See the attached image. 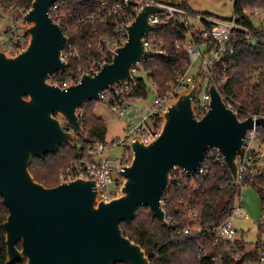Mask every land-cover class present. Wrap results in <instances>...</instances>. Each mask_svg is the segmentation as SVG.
I'll return each instance as SVG.
<instances>
[{
	"label": "water",
	"instance_id": "1",
	"mask_svg": "<svg viewBox=\"0 0 264 264\" xmlns=\"http://www.w3.org/2000/svg\"><path fill=\"white\" fill-rule=\"evenodd\" d=\"M55 1L32 0L24 15L29 36L25 50L14 56L0 50V196L8 211L2 224L6 264L21 259L24 264H150L146 251L123 234L121 222L130 223L138 207L146 206L165 225L162 199L171 171L177 167L195 172L208 148L220 151L238 184L237 153L248 129H264V117L240 120L211 83L208 110L198 118L193 109L195 82L166 106L154 140L130 141L133 155L118 171V196L97 200L92 179L44 186L30 173L31 160L56 153L83 132L77 112L83 103L98 101L100 91L118 82L133 81L131 67L145 54L141 37L148 15L159 10L145 5L109 62L61 88L47 81L68 67L60 58L66 36L48 14Z\"/></svg>",
	"mask_w": 264,
	"mask_h": 264
},
{
	"label": "built area",
	"instance_id": "2",
	"mask_svg": "<svg viewBox=\"0 0 264 264\" xmlns=\"http://www.w3.org/2000/svg\"><path fill=\"white\" fill-rule=\"evenodd\" d=\"M184 0H101L98 7L86 14L79 15L76 23L71 21L74 14L63 9L60 0L55 1L48 8V14L53 22L57 23L66 36L60 58L69 62L71 58H82L93 49L97 54L84 69L77 70V76H69L68 67L49 76L48 82L66 88L79 81L85 73L97 71L103 64L109 62L128 37L127 26L132 23L145 5L159 8L148 15V26L141 37L145 54L142 58H167L172 51L185 53L187 67L174 72L173 79L160 87L153 82L147 72L143 78L146 82L143 95L138 83L135 82V73L140 69L142 60L131 67L133 81H121L113 87H108L99 93V100L109 105L120 118H123L129 108L136 107L137 111L131 115V120L126 126L125 135L118 141L98 142L88 147L86 154L73 160L59 170V182L74 178L92 179L98 190L97 200L108 201L120 194L122 177L119 170L128 165L132 159L130 141L140 138L144 143H149L158 135L162 124V112L166 106L175 101L179 93L198 82V88L193 98V109L198 118L208 110L210 95L208 86L214 82V68L217 63H223V68L230 65L229 58L235 52V41L238 36H243L257 47L264 42V33L261 28L251 29L244 24L243 17L254 20L264 15V6L256 5L245 9L243 17L224 20L206 14L194 12L183 5ZM248 10V11H247ZM28 9H18L16 6H6L0 2V24L9 20L5 30L0 32V50L9 56H14L25 50L29 42L26 33L28 23L24 15ZM165 31L169 37L165 35ZM84 49H87L86 53ZM218 90V88H217ZM223 98V97H222ZM226 103V102H225ZM227 107L234 110L232 104ZM78 112V111H77ZM79 117L81 112H78ZM253 119L263 116L251 114ZM161 120V122H160ZM243 120V119H240ZM119 143L124 150L120 159L105 155V149H113ZM213 160L224 164L222 154L217 148H208L200 167L195 172H190L175 167L171 171L170 182L181 186L194 188V183L187 179L196 173H204L207 162ZM112 165L111 162H117ZM238 184L247 175L264 174V129L253 125L244 136L243 144L237 153ZM237 184V185H238ZM111 185V187H110ZM162 205L164 202L162 199ZM196 214L195 207L188 208ZM235 215L245 216L241 202L235 203L230 216L217 225L206 229L214 245H224L228 252L227 257L233 261L242 258L243 253L236 248L239 237L234 226ZM169 221V220H168ZM171 225H173L171 223ZM199 233L201 229L184 227L177 233ZM198 258L204 254L202 244L198 246ZM226 256L213 254L209 257L211 264H224ZM264 261V250L261 252L260 264ZM151 264V263H150Z\"/></svg>",
	"mask_w": 264,
	"mask_h": 264
},
{
	"label": "trees",
	"instance_id": "3",
	"mask_svg": "<svg viewBox=\"0 0 264 264\" xmlns=\"http://www.w3.org/2000/svg\"><path fill=\"white\" fill-rule=\"evenodd\" d=\"M101 0H60L63 9L71 12V21L76 23L79 15L95 10ZM6 6H16L18 9H29L32 0H0ZM256 5L264 6V0H236L234 9L242 14L245 9ZM244 24L251 29L261 28L264 33V20L255 23L254 20L243 17ZM165 35L169 37L165 31ZM235 52L229 58L230 65L223 68L219 62L214 68V82L219 93L226 103L232 104L239 119H245L251 114L264 115V42L254 47L243 36H238L235 41ZM85 53L87 49H84ZM97 52L93 49L82 58H71L68 62L69 76H77L78 68L84 69L94 58ZM141 67L148 77L160 87L173 79L174 72L187 67L185 53L172 51L167 58H145ZM135 82L141 88V93L146 94V82L143 78L136 77ZM93 101H87L80 106L82 135H77L75 141H80L79 146L67 143L61 146L56 153H49L43 157H34L29 165V171L35 181L44 186H55L59 183L58 173L61 168L77 158L86 154L88 147L98 142H104L106 124L96 116L92 107ZM161 122V120H160ZM66 129L70 125H63ZM193 182L194 188L189 185L181 186L175 182L165 189L163 195L166 224H161L158 219L150 214L146 206L137 209L135 218L130 222H121L123 234L138 243L148 255L151 264H211L209 257L213 254L227 255L224 245H214L207 228L219 224L231 215L236 198L240 195L243 185L254 187L261 201L262 215L264 213V174L247 175L241 184H235L225 165L210 160L204 173H196L187 179ZM195 207L196 214L192 215L188 208ZM7 208L0 196V264H6V244L3 221L7 216ZM169 220V221H168ZM171 223L173 225H171ZM264 225V222H260ZM198 226L199 233L182 234L178 229ZM243 235L236 241V248L243 256L238 261H233L226 256L224 264L260 263L263 246L256 243L255 248L246 250ZM202 244L204 254L198 258V246ZM20 247V243L17 244ZM21 259L14 264H24ZM128 264V263H118Z\"/></svg>",
	"mask_w": 264,
	"mask_h": 264
},
{
	"label": "rangeland",
	"instance_id": "4",
	"mask_svg": "<svg viewBox=\"0 0 264 264\" xmlns=\"http://www.w3.org/2000/svg\"><path fill=\"white\" fill-rule=\"evenodd\" d=\"M235 1L236 0H184L183 5L186 8L200 14H206L218 19L229 20L234 16L237 19L242 17V14L235 12ZM260 20H264V15H260V17L254 19V22L258 23ZM9 23V20L3 21L0 24V32H3L5 30V27ZM139 69L140 70L135 73V76L144 77L145 72L141 65ZM92 107L94 114L103 119L106 124V135L104 142L118 141L119 139H121L125 135V129L129 121L131 120V115L137 111L135 106L129 108L126 111L124 117L120 118L109 105L101 100L93 101ZM78 112H81L80 108L78 109ZM66 123V121H63V125H65ZM80 136L87 139L85 134H80ZM75 140L70 143L72 145L75 144L80 147L82 143ZM123 150V144L119 143L113 149L106 148L105 155L108 157L120 159L123 154ZM117 163L118 161L111 162V164L114 166L117 165ZM113 176L121 178V176H117L116 173H113ZM238 202L242 203V206L247 215H235L233 217V223L240 234L243 235L244 240L247 242L245 244L246 250L255 248L256 243L259 242L264 246V225H260V222H262V207L257 190L250 185H243L241 187L240 195L236 198L235 203ZM243 264L260 263L247 262ZM262 264H264V261L262 262Z\"/></svg>",
	"mask_w": 264,
	"mask_h": 264
},
{
	"label": "crops",
	"instance_id": "5",
	"mask_svg": "<svg viewBox=\"0 0 264 264\" xmlns=\"http://www.w3.org/2000/svg\"><path fill=\"white\" fill-rule=\"evenodd\" d=\"M247 214L245 213V216H246ZM238 230V229H237ZM238 235L240 236V235H242V234H240V232L238 231ZM260 243V242H259ZM261 244V243H260ZM262 246H263V244H262ZM263 248H264V246H263ZM249 250H251V249H249ZM248 250V251H249Z\"/></svg>",
	"mask_w": 264,
	"mask_h": 264
}]
</instances>
